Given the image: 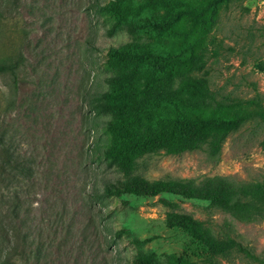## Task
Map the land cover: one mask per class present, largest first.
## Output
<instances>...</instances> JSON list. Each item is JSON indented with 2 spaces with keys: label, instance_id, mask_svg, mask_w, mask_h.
<instances>
[{
  "label": "rangeland",
  "instance_id": "rangeland-1",
  "mask_svg": "<svg viewBox=\"0 0 264 264\" xmlns=\"http://www.w3.org/2000/svg\"><path fill=\"white\" fill-rule=\"evenodd\" d=\"M101 1L0 0V264H130L139 250L133 239L147 240L144 250L211 264L187 232L167 224L164 200L264 257V218L240 220L207 200L170 193L106 197L105 184L122 175L95 155L109 116L90 103L108 89L105 51L129 35H107L95 10ZM214 34L206 70L215 96L260 93L264 102V0H229ZM136 173L264 183V121L232 132L218 154L207 145L150 154ZM257 205L264 210V200ZM215 260L255 264L238 253Z\"/></svg>",
  "mask_w": 264,
  "mask_h": 264
},
{
  "label": "trees",
  "instance_id": "trees-1",
  "mask_svg": "<svg viewBox=\"0 0 264 264\" xmlns=\"http://www.w3.org/2000/svg\"><path fill=\"white\" fill-rule=\"evenodd\" d=\"M228 1L103 0L95 4L107 35L121 31L129 35L128 41L105 51V66L112 70L106 80L108 89L90 103L97 114L109 116L103 126L104 141L94 144L95 155L122 175L105 184L106 197L170 193L207 200L240 220L264 218V210L257 205L264 200V183L237 184L215 176L197 184L150 180L136 173L138 159L150 154H181L205 145L218 154L232 132L251 120L264 121L260 93L249 99H218L210 86L206 56ZM164 203L170 208L167 224L183 229L199 243L210 254L209 263L238 253L264 264V257L242 242L217 237L176 203ZM132 241L139 250L130 264H199L177 254L144 250L141 246L147 240Z\"/></svg>",
  "mask_w": 264,
  "mask_h": 264
}]
</instances>
